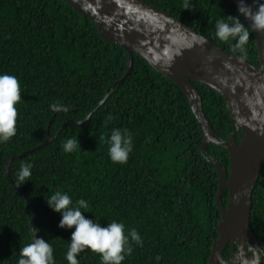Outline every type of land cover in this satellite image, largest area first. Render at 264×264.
<instances>
[{"label": "trees", "instance_id": "trees-1", "mask_svg": "<svg viewBox=\"0 0 264 264\" xmlns=\"http://www.w3.org/2000/svg\"><path fill=\"white\" fill-rule=\"evenodd\" d=\"M144 1L237 57L235 42L219 40L215 25L228 15L239 17L250 32L244 60L260 65L253 29L234 0ZM129 65V52L105 40L66 0H0V74L17 76L22 95L17 134L0 143V264H18L20 249L35 239L34 227L52 245L56 264H69L75 226L59 227L62 215L46 201L57 190L74 202L88 201L86 218L103 226L123 222L126 234L138 230L143 247L132 242L133 252L122 264H209L222 217L213 160L230 170V153L216 144L202 151L205 133L177 83L137 54L127 75ZM192 81L219 139L229 140L236 128L225 97ZM54 103L68 110L52 111ZM113 128L132 132L127 163L109 157L103 137ZM48 134L46 147L12 162L16 185L21 164L33 165L31 180L17 189L6 176L8 160L44 144ZM69 138L79 139L78 152L63 150ZM228 201L226 191L222 202ZM251 226L264 252V170L253 195ZM78 260L102 264L90 249Z\"/></svg>", "mask_w": 264, "mask_h": 264}, {"label": "water", "instance_id": "water-1", "mask_svg": "<svg viewBox=\"0 0 264 264\" xmlns=\"http://www.w3.org/2000/svg\"><path fill=\"white\" fill-rule=\"evenodd\" d=\"M66 1L90 18L105 40L129 52L127 75L137 54L182 88L205 133L202 151L209 144L223 146L229 151L230 170L217 159L213 160L219 172L217 202L222 217L217 226L220 236L213 243L209 264L224 262L223 251L230 240L234 245L237 238L249 239L259 247L251 215L254 191L264 170V31L255 30L251 21L244 17L257 42L260 65L256 66L226 53L181 19L144 0ZM234 2L239 6L240 0ZM247 3L254 9L258 7L256 0H247ZM201 38L207 42L201 44ZM192 80L225 97L236 128L229 140L219 139L204 113L202 96ZM51 140L48 134L44 144L8 160L6 176L17 189L10 178L12 162L46 147ZM226 191L229 193L227 206L222 202Z\"/></svg>", "mask_w": 264, "mask_h": 264}, {"label": "clouds", "instance_id": "clouds-1", "mask_svg": "<svg viewBox=\"0 0 264 264\" xmlns=\"http://www.w3.org/2000/svg\"><path fill=\"white\" fill-rule=\"evenodd\" d=\"M257 8H253L247 0H240L238 11L251 21L257 31H264V2L256 0ZM185 9H190L188 3ZM215 36L226 43L233 44V51L240 52V59H245L246 45L249 41V28L240 21L239 17L228 15L227 20L220 19L215 25ZM207 41L201 38L200 43ZM22 101L19 78L11 74H0V143L8 142L17 134L18 108ZM52 111H67L63 104L54 103ZM90 117H85L88 119ZM109 120L113 117L110 115ZM108 144L109 157L113 163H127L133 152L134 143L132 132L127 129L113 128L110 136L103 137ZM81 149L78 138H69L63 143V150L75 153ZM33 165L29 162L21 164L18 172L17 186L31 180ZM48 206L62 215L59 227L75 230L71 234L70 247L66 253L69 264H79L78 254L85 249L100 254L102 264H122L133 252L132 242L143 247V240L138 230L133 228L127 234L125 224L113 220L107 226L94 219L86 218L83 212H88L89 203L85 199L73 201L66 191L57 190L46 198ZM37 228H33L36 237L33 242L20 249L18 264H56L52 245L42 237H37Z\"/></svg>", "mask_w": 264, "mask_h": 264}, {"label": "flooded vegetation", "instance_id": "flooded-vegetation-1", "mask_svg": "<svg viewBox=\"0 0 264 264\" xmlns=\"http://www.w3.org/2000/svg\"><path fill=\"white\" fill-rule=\"evenodd\" d=\"M227 205L228 202L225 206ZM223 260L224 262L219 264H264V252L261 246L256 247L253 241L237 238L234 245L230 240L224 248Z\"/></svg>", "mask_w": 264, "mask_h": 264}]
</instances>
